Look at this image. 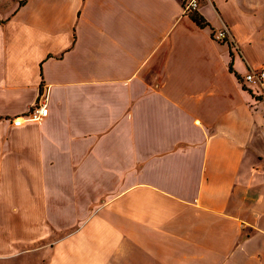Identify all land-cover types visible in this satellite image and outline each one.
<instances>
[{
  "label": "crops",
  "instance_id": "obj_1",
  "mask_svg": "<svg viewBox=\"0 0 264 264\" xmlns=\"http://www.w3.org/2000/svg\"><path fill=\"white\" fill-rule=\"evenodd\" d=\"M197 13L0 0V264L50 226L69 233L47 264H264V101L242 82L264 65V0Z\"/></svg>",
  "mask_w": 264,
  "mask_h": 264
},
{
  "label": "built area",
  "instance_id": "obj_2",
  "mask_svg": "<svg viewBox=\"0 0 264 264\" xmlns=\"http://www.w3.org/2000/svg\"><path fill=\"white\" fill-rule=\"evenodd\" d=\"M200 3L201 0H182L184 15L191 16L197 13L200 8ZM212 39L218 43L227 44L229 46L234 45L230 32L226 27L214 30ZM242 80L244 86H247L257 95L264 98V65L258 69L250 70ZM257 89L260 91L258 92ZM46 100L47 98L40 100L26 114L11 119V126L20 127L27 123H40L48 115Z\"/></svg>",
  "mask_w": 264,
  "mask_h": 264
},
{
  "label": "rangeland",
  "instance_id": "obj_3",
  "mask_svg": "<svg viewBox=\"0 0 264 264\" xmlns=\"http://www.w3.org/2000/svg\"><path fill=\"white\" fill-rule=\"evenodd\" d=\"M258 92L260 91L257 89ZM11 202H16L18 201L17 198L10 199ZM12 225H14L15 231L17 230L16 227L21 228L23 227V224H21L20 220H12L11 222ZM69 233V232H58L56 230H53V228L50 226L49 227V236L48 239L45 241H38V242H33V244L29 246H17V249L20 252H23L28 249H33V252H30L28 254L20 255L16 258L11 259V255L14 256L15 250L12 247H7V248H2V254L4 256H7L10 258L9 260H6L3 262V264H47L48 259H51V255L55 252L54 249L56 247V242L57 240L62 237L64 234ZM20 235V232L17 233ZM28 245V244H27ZM46 245V246H44ZM44 246L42 249H39V247ZM50 261V260H49Z\"/></svg>",
  "mask_w": 264,
  "mask_h": 264
},
{
  "label": "trees",
  "instance_id": "obj_4",
  "mask_svg": "<svg viewBox=\"0 0 264 264\" xmlns=\"http://www.w3.org/2000/svg\"><path fill=\"white\" fill-rule=\"evenodd\" d=\"M192 20L199 26V27H206L207 23L205 21V19L201 16H199L198 13H194L191 15ZM230 47L233 49L234 45H230ZM232 54V53H231ZM233 55V54H232ZM239 79V78H238ZM258 99H262L264 101V98H258Z\"/></svg>",
  "mask_w": 264,
  "mask_h": 264
}]
</instances>
